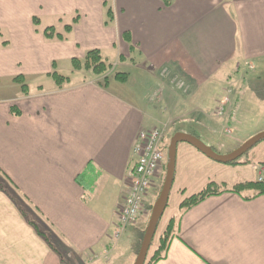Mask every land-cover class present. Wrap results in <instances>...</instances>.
<instances>
[{
  "label": "crops",
  "instance_id": "obj_1",
  "mask_svg": "<svg viewBox=\"0 0 264 264\" xmlns=\"http://www.w3.org/2000/svg\"><path fill=\"white\" fill-rule=\"evenodd\" d=\"M107 7L113 20L106 25ZM75 15L65 39L44 37L47 26L64 33ZM92 49L111 65L105 85L83 81V70L72 66ZM241 67L264 84V0H172L168 7L161 0H0V78L33 81L26 94L14 84L0 94V264H133L148 210L121 237L113 234L137 134L164 124L163 112L195 101L197 112L189 114L197 122L187 129L193 120L184 118L180 130L202 132L205 144L229 152L218 144L225 134L198 98L185 96L179 79L201 87L202 98L211 93L205 85ZM53 71L68 81L57 86ZM263 115L236 140L263 131ZM255 147L244 163L229 164L237 179L187 209L179 204L190 196L192 162L210 164L181 148L173 177L178 212L168 219L173 235L154 264H264V193L230 190L255 182L264 142ZM205 182L199 191L213 183Z\"/></svg>",
  "mask_w": 264,
  "mask_h": 264
},
{
  "label": "rangeland",
  "instance_id": "obj_2",
  "mask_svg": "<svg viewBox=\"0 0 264 264\" xmlns=\"http://www.w3.org/2000/svg\"><path fill=\"white\" fill-rule=\"evenodd\" d=\"M59 69L62 71V74L68 75V70L66 69L65 65L62 64ZM82 70L84 72L83 74L85 75L83 77L84 79L83 81H88L90 79H95V78H98L99 80H103L102 77H97V75H94L91 71H87L84 69ZM254 72L255 70H251L250 68L241 67L239 71L236 70L231 71V73L229 74L230 77H224V76L217 77L213 80V83H210V85L208 86L206 85L204 86V87L210 86L209 88H211V93H210L211 95L204 93L202 98L200 96L201 94H203L202 93L203 89H200L201 87L191 84L186 80L179 79V83L180 81H183L185 84L183 86L185 96H192L194 97V100L198 98L200 106L205 107L204 113L207 114L213 122H215L213 126L217 127L218 125L220 131H222L225 134L223 138H220L218 144L220 143L224 144L226 145V147L231 148V150L237 148L240 144H242L245 141V140L239 141L236 139H243L245 137V133L247 134L257 129L259 127L258 121L262 120L261 115L264 111V84L262 83L261 77L256 76ZM106 74L108 75V77H110L112 71L108 69ZM32 83L33 81H31V79H28L24 82V84L26 86L29 85L30 88H33ZM13 84L14 82H12L8 78H0V94L2 93V91L9 90L8 87L12 86ZM42 84L45 87H47V84L45 82H42ZM14 85L17 86L18 88L17 91H20L21 84L17 83ZM196 104H198V102L195 101L187 102L181 109H177L173 112L170 111L163 112L164 116L162 117L165 120V122L164 124H161L156 128H159L162 131L164 144L167 145V148L169 146L171 137L176 132L181 131L180 129L182 128L181 127L182 120H184V118L193 120V118H190L191 115L189 114V112L192 109H194V112H197V109H195ZM197 115L199 114L197 113ZM180 116L182 117L181 119L180 118L176 119V117H180ZM195 122L197 121L193 120V122L191 123H186L185 126L188 129L189 126L195 125ZM195 133L198 134L196 137H198L201 141L205 142L204 134L202 132L200 133L198 131H195ZM256 133L257 132H255V134ZM236 142H238V145ZM261 142H264V140L258 142L257 144ZM255 146L252 147L249 151H247L236 161L243 162L246 161L248 157H252L254 154V150L256 148ZM182 147H185L188 150L195 152L202 158V160L210 164L209 166H205L203 165L202 161L192 162L191 165L193 166V168L190 170V173H188V176L186 175L187 179L185 177V179L187 180L186 197L189 195L191 196L194 193L196 194L206 183L205 181L213 182L211 183V186L213 188H220L224 184H228V182L237 179L236 178L237 175L232 174L228 169L229 164H231L232 162L228 164H222L212 161L206 158L202 153H200L194 147L184 142H179L177 144L176 162L178 168L182 162L181 158L183 157L182 156L183 153L181 151ZM263 163L264 162L260 164ZM166 164H167V158L165 165L163 166V170L159 175V180L157 183L158 189L154 195L152 194V192L149 194L147 200L143 204L144 211L141 212V214L137 218L138 220L140 216L142 214H145L144 212L148 210L147 213L145 214L146 219H144L143 230L146 227L154 201L157 198L159 191L161 189L165 177ZM176 185L177 183L173 182L170 188L167 205L162 216L159 218V221L157 223L155 234L153 236L151 245L148 250L149 254H151V252L156 247L158 236L160 235L161 231L165 228L168 219L175 218L176 213L178 212L177 204L179 203L180 194L176 191ZM151 196L153 199L150 201V199L148 200V198H150ZM137 220L133 224H136ZM30 222L35 224V221L33 222L30 221ZM129 226H126V228ZM126 228H124V230ZM122 232L120 233L119 237L122 236L123 234ZM135 258L136 255L134 259Z\"/></svg>",
  "mask_w": 264,
  "mask_h": 264
},
{
  "label": "built area",
  "instance_id": "obj_3",
  "mask_svg": "<svg viewBox=\"0 0 264 264\" xmlns=\"http://www.w3.org/2000/svg\"><path fill=\"white\" fill-rule=\"evenodd\" d=\"M135 164L129 171V188L118 210V238L126 226L132 225L144 211L143 204L152 190L158 188L159 175L166 161V145L159 128L140 131L132 147ZM256 182L264 185V163L257 167Z\"/></svg>",
  "mask_w": 264,
  "mask_h": 264
},
{
  "label": "trees",
  "instance_id": "obj_4",
  "mask_svg": "<svg viewBox=\"0 0 264 264\" xmlns=\"http://www.w3.org/2000/svg\"><path fill=\"white\" fill-rule=\"evenodd\" d=\"M161 1L165 7L170 6L171 2H172V0H161ZM105 15H106L105 24L107 25L113 20V13L111 11V8L107 7V9L105 11ZM78 20H79V16L75 15L72 18V21L70 24H65L63 27L64 33L56 32V30L53 26L45 27L42 30V33L46 39L50 40V39L56 38L59 40H63L66 38L65 34H67L71 31L72 25L77 23ZM38 23H39L38 19L34 17L33 18V24L38 25ZM71 63H72V66L74 69L89 70L94 75L102 76L103 80L101 83L103 85H105V83L108 79V75L106 74V72L108 71V69L111 68V65L106 62V60L103 58V56L101 55L99 50H97V49L89 50L85 53V55L82 59H76V58L71 59ZM50 76L53 78L56 85L59 87L63 83L68 81L67 77H63L62 75L58 74L56 71H53L52 73H50ZM127 77H128L127 74L124 72L114 73V78L116 80L121 81V82L126 81ZM13 81L21 84V91L25 94L27 93V86L24 84L23 78L21 76H15L13 78ZM244 162L245 161H243V162L234 161L231 164L235 165V164L244 163ZM250 188H255L259 191V193H264V185L258 184L256 182H254V183L253 182H243V183L235 184L230 188V190L233 192H236V193H241L243 190L250 189ZM222 191L223 190H218L217 188H213L211 186V184H208L204 189H202L198 193L193 194V195L189 196L188 198L184 199L179 204V207L181 209L190 208L193 205L197 204L198 202L202 201L207 196L212 195V194H217V193H220ZM27 221L29 224H31V226H33L34 229H36V231L39 234L42 235V233L36 228L34 223H31L29 220H27ZM172 225H173V220L170 219L165 230L158 237L157 244H156V247L154 248V250L151 252V254H149V251H148L144 264H154L155 262H157L158 260H160L166 256L169 241L173 235V232H172L173 226ZM43 237L46 238V236H43Z\"/></svg>",
  "mask_w": 264,
  "mask_h": 264
},
{
  "label": "water",
  "instance_id": "obj_5",
  "mask_svg": "<svg viewBox=\"0 0 264 264\" xmlns=\"http://www.w3.org/2000/svg\"><path fill=\"white\" fill-rule=\"evenodd\" d=\"M264 140V130L260 131L247 140H245L242 144H240L237 148L227 152L225 154H221L215 151L213 148L205 144L195 135H192L187 132H176L170 140L169 146L167 148V164H166V172L165 177L159 191L157 198L154 201L152 206L146 227L143 232V236L136 254V258L133 264H144L151 241L155 234V230L157 227V223L159 218L162 216L168 201V196L170 192V188L172 186L175 164H176V153H177V144L179 142H184L200 153H202L206 158L222 163L228 164L233 161L239 159L242 155H244L247 151H249L252 147H254L258 142Z\"/></svg>",
  "mask_w": 264,
  "mask_h": 264
}]
</instances>
